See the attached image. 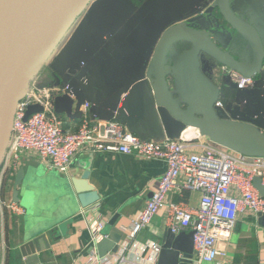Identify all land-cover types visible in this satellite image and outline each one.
<instances>
[{"label": "crops", "instance_id": "crops-1", "mask_svg": "<svg viewBox=\"0 0 264 264\" xmlns=\"http://www.w3.org/2000/svg\"><path fill=\"white\" fill-rule=\"evenodd\" d=\"M218 2L93 0L57 44L34 81L43 88L63 87L59 75L78 64L80 70L75 80L95 92L116 89L144 74L152 82L156 93V49L171 29L199 33L234 62L252 67L254 52L250 42L225 22L217 7ZM263 4L264 0H229L228 6L238 20L248 24L249 13L255 14ZM208 12L210 19L203 16ZM228 70H223L215 59L184 39L175 40L164 57L170 99L183 111L193 109L200 119H216L213 113L217 103L223 106L240 103L241 110L249 113L255 111L264 120V82L254 92L238 90ZM254 78L259 80V74ZM57 82L60 84L55 86ZM90 107L86 111L81 108V117L75 111L72 117L57 114L63 130L76 132L83 117L104 124L103 120H97L92 115ZM206 110L209 114L204 112ZM260 133L264 136V129ZM141 136L143 139L157 140L149 135ZM202 138L204 142L229 153L242 154L239 147L230 145V142L235 143L241 138L236 133L203 131ZM199 152L196 148L188 151L191 154ZM19 168H23L28 175L30 187L21 194L18 204L22 214L5 212L0 224V264H24L19 248L24 244L26 231L41 225H46V238L42 245L48 242L50 250L38 254L40 264H95L94 257L113 259L121 254L126 245L128 250L125 256L128 260L135 264H158L163 240L171 236L164 210H159L151 223L134 238L130 234L140 210L151 199L156 182L166 170L163 161L145 160L134 155L81 151L73 158L68 172L61 174L50 169L35 152H22L17 165L11 164L1 188L3 200L11 199L13 178ZM44 180H61L71 192L75 206L73 209L65 208L64 212H60V218L54 216L52 194L43 184ZM231 194L237 195L235 190ZM167 200L195 210L200 194L194 190H173ZM114 218L113 228L108 227ZM99 224H103L102 231L98 228ZM114 229L122 234L118 235ZM185 233H190V230ZM107 236L116 238L118 250L112 253L108 251L110 247L100 257L97 245ZM112 242L111 245L114 244ZM218 251L220 254L213 262L198 263L193 249L192 264H258L264 260V226L258 219L239 216L231 237L220 241Z\"/></svg>", "mask_w": 264, "mask_h": 264}, {"label": "water", "instance_id": "water-1", "mask_svg": "<svg viewBox=\"0 0 264 264\" xmlns=\"http://www.w3.org/2000/svg\"><path fill=\"white\" fill-rule=\"evenodd\" d=\"M92 1L0 0V167L11 137L18 102L57 44ZM228 3L229 0H219L217 7L225 22L250 42L254 52L252 67H244L234 62L199 33L171 29L167 31L156 49L154 62L156 93L152 82L144 74L116 89L95 92L75 80L74 77L80 68L78 64H74L66 73L59 75L60 82L68 85L69 90L54 97V112L72 117L75 111L78 117H81L79 112L87 104L91 106L90 112L97 120L117 122L123 126L124 131L136 133L140 138H143L141 136L143 134L149 135L157 140L176 139L187 127L199 129L202 136L203 131L236 133L241 138L235 143L230 142V145L239 147L242 155L264 157V136L260 133V130L264 129V120L259 113L241 110L240 103L236 106L228 104L223 108L215 107L213 116L217 117L216 119H200L193 109L185 112L177 107L171 101L166 86L164 57L169 46L177 39L194 43L221 66L243 77L254 78L259 74L258 82H264V4L255 14L249 13L250 21L246 24L231 13ZM209 13L203 16L210 19ZM150 54L151 51L147 53V57ZM59 84L57 82L55 86ZM41 110L38 106L29 107L24 119ZM204 112L209 114L207 110ZM27 180L28 175L23 168H19L13 178L11 194L13 203L20 204L21 194L30 187ZM43 182L52 194L54 216L60 218V212H64L65 208L73 209L74 200L64 182L61 180ZM253 185L264 198V186L260 180L254 179ZM115 220L116 218L112 219L108 227H112ZM258 220L264 226V214L258 215ZM45 226L27 229L24 244L19 248L25 260L24 264H40L38 254L50 250L48 242L45 246L42 245L46 238ZM114 232L122 234L117 229H114ZM192 235V232L188 234L184 232L166 237L158 255V264H192ZM109 241H113L114 244L111 245ZM107 250L117 252L116 238L107 236V239H102L98 243L97 251L100 257L104 256Z\"/></svg>", "mask_w": 264, "mask_h": 264}, {"label": "built area", "instance_id": "built-area-1", "mask_svg": "<svg viewBox=\"0 0 264 264\" xmlns=\"http://www.w3.org/2000/svg\"><path fill=\"white\" fill-rule=\"evenodd\" d=\"M228 71L238 90L254 92L263 83L255 78L243 77L233 70ZM68 90V85L43 88L37 82H31L16 106L11 137L0 167V191L11 164L16 166L20 154L27 151L35 152L50 169L61 174L68 172L73 158L81 151L134 155L145 160L163 161L166 170L156 182L151 199L140 210L130 235L134 238L163 209L171 234L177 236L189 230L192 232L198 263H211L216 259L220 254L218 244L231 237L239 216L258 219V215L264 214V198L253 185V180L259 179L264 186V157L229 153L204 142L200 130L191 127L185 128L176 139L150 140L124 131L117 122L103 124L83 117L76 132L64 131L59 116L54 112L53 99ZM31 106H38L42 110L25 120L26 111ZM215 106L223 108L221 103ZM83 108L86 111L88 105L85 104ZM187 130L193 132V137L185 136ZM192 148L200 152L188 153ZM173 190L198 191L200 201L197 209L191 210L183 204L168 201V194ZM232 190L236 191V196L231 194ZM5 212L22 214L18 204L11 199L3 200L0 192L1 225ZM98 228L102 231L103 224H99ZM127 250L126 245L121 254L113 259L94 257L93 262L135 264L125 256ZM258 264H264V260Z\"/></svg>", "mask_w": 264, "mask_h": 264}, {"label": "bare ground", "instance_id": "bare-ground-1", "mask_svg": "<svg viewBox=\"0 0 264 264\" xmlns=\"http://www.w3.org/2000/svg\"><path fill=\"white\" fill-rule=\"evenodd\" d=\"M192 134H193V132L191 130H187L185 136L187 138H191V137H193Z\"/></svg>", "mask_w": 264, "mask_h": 264}, {"label": "trees", "instance_id": "trees-1", "mask_svg": "<svg viewBox=\"0 0 264 264\" xmlns=\"http://www.w3.org/2000/svg\"><path fill=\"white\" fill-rule=\"evenodd\" d=\"M6 180H4V182H5ZM4 182H3V184H4ZM3 186V185H2Z\"/></svg>", "mask_w": 264, "mask_h": 264}]
</instances>
